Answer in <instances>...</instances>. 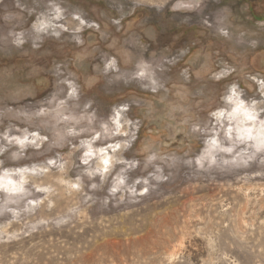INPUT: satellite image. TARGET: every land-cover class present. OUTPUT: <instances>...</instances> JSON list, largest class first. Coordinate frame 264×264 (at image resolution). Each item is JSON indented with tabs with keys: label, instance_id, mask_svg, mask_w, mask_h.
<instances>
[{
	"label": "rangeland",
	"instance_id": "374dc122",
	"mask_svg": "<svg viewBox=\"0 0 264 264\" xmlns=\"http://www.w3.org/2000/svg\"><path fill=\"white\" fill-rule=\"evenodd\" d=\"M0 264H264V0H0Z\"/></svg>",
	"mask_w": 264,
	"mask_h": 264
},
{
	"label": "bare ground",
	"instance_id": "6f19581e",
	"mask_svg": "<svg viewBox=\"0 0 264 264\" xmlns=\"http://www.w3.org/2000/svg\"><path fill=\"white\" fill-rule=\"evenodd\" d=\"M113 149V148H112ZM107 154V153H106ZM109 156V155H108ZM110 157V156H109ZM111 158V157H110ZM91 156L89 155V154H85L84 155V160L86 161V162H89V161H91ZM94 159V158H93ZM102 160L103 161H106L107 160V157L106 156H103V158H102ZM108 163H109V160H108ZM106 164V163H105ZM104 168V167H103ZM25 180V179H24ZM41 190V189H40Z\"/></svg>",
	"mask_w": 264,
	"mask_h": 264
}]
</instances>
